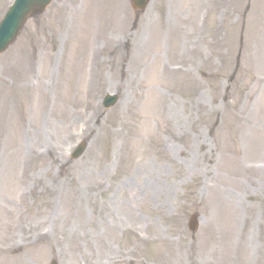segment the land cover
<instances>
[{"label": "rangeland", "instance_id": "rangeland-1", "mask_svg": "<svg viewBox=\"0 0 264 264\" xmlns=\"http://www.w3.org/2000/svg\"><path fill=\"white\" fill-rule=\"evenodd\" d=\"M52 260L264 264V0L26 22L0 54V264Z\"/></svg>", "mask_w": 264, "mask_h": 264}, {"label": "water", "instance_id": "water-1", "mask_svg": "<svg viewBox=\"0 0 264 264\" xmlns=\"http://www.w3.org/2000/svg\"><path fill=\"white\" fill-rule=\"evenodd\" d=\"M147 0H135L138 7H143ZM49 0H15L13 5L6 12L0 23V52L3 51L15 38L24 20L34 12L41 11ZM116 97L106 96L104 106L109 107L115 102ZM83 150V145L79 146L74 157ZM191 226L195 225L194 218L190 221Z\"/></svg>", "mask_w": 264, "mask_h": 264}, {"label": "bare ground", "instance_id": "bare-ground-1", "mask_svg": "<svg viewBox=\"0 0 264 264\" xmlns=\"http://www.w3.org/2000/svg\"><path fill=\"white\" fill-rule=\"evenodd\" d=\"M77 200H78V198H77ZM77 200H76V201H77ZM74 203H75V202H74Z\"/></svg>", "mask_w": 264, "mask_h": 264}]
</instances>
